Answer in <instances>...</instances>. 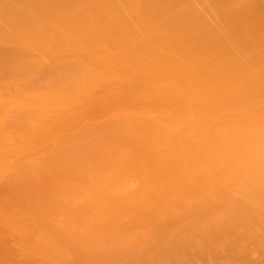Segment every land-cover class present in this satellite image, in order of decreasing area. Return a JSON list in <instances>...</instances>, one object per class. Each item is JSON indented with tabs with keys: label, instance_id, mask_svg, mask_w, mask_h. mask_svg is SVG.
<instances>
[{
	"label": "bare ground",
	"instance_id": "bare-ground-1",
	"mask_svg": "<svg viewBox=\"0 0 264 264\" xmlns=\"http://www.w3.org/2000/svg\"><path fill=\"white\" fill-rule=\"evenodd\" d=\"M0 187L12 261L264 264V0H0Z\"/></svg>",
	"mask_w": 264,
	"mask_h": 264
},
{
	"label": "rangeland",
	"instance_id": "rangeland-1",
	"mask_svg": "<svg viewBox=\"0 0 264 264\" xmlns=\"http://www.w3.org/2000/svg\"><path fill=\"white\" fill-rule=\"evenodd\" d=\"M1 186H2V185H1ZM13 186H16L17 188L19 187V186L14 185V184H13ZM32 186H33V188H34L36 185L34 186V185L32 184ZM2 187H3V186H2ZM8 187H9V186H8ZM16 187H14V188L16 189ZM30 187H31V186H30ZM38 187H39V186H38V183H37V188H38ZM0 188H1V187H0ZM18 189H22V188L19 187ZM18 189H17V190H18ZM36 190H37V189H36ZM36 190H35V189H34V190L31 189L30 192H33V191H36ZM13 191H14V189H13V190H10V188H7V189H5V188H4V189H0V208L4 209V211L8 209V210H7V212H8V211H10L14 206H16V204L11 203L12 200H11V201L9 200V203H11V204H13V205H10V204H8V203H7V204H8V205H7V204L5 203V201H6L5 198H7V197H5V196H6L7 194L13 192ZM18 191H20V190H18ZM18 191H17V192H18ZM20 192H22V190H21ZM20 192H19V193H20ZM37 192H38V190H37ZM14 193H15V192H14ZM19 193H18V194H19ZM33 193H35V192H33ZM33 193H31V194H33ZM37 194H38V193H37ZM15 195H17V194H15ZM15 195H11V194H10V196H15ZM35 195H36V194H34L33 196L36 197V198L38 199V197H37L38 195H37V196H35ZM8 196H9V195H8ZM17 196H18V195H17ZM19 196H21V195H19ZM22 197H23V196H22ZM22 197H21V198H22ZM25 197H26V196H25ZM27 197H30V196H27ZM8 198H9V197H8ZM11 198H12V197H11ZM18 198H19V197H18ZM21 198H20V199H21ZM30 198H32V196H31ZM41 198H42V197H41ZM41 198H40V199H41ZM9 199H10V198H9ZM12 199H14V198H12ZM40 199H39V200H40ZM14 200H15V199H14ZM28 200H29V198H27V202H29ZM32 200H33L32 203H34V200H35V199H32ZM32 200L30 199V202H31ZM16 201H17V200H16ZM16 201H15V202H16ZM19 201H20V200H19ZM23 201H24V200H22V202H23ZM25 201H26V200H25ZM36 201H37V200H35V202H36ZM7 202H8V201H7ZM20 202H21V201H20ZM38 202H39V201H38ZM19 204H20V203H19ZM23 204H24V202H23ZM9 205H10V206H9ZM20 205H21V204H20ZM17 206H18V205H17ZM17 206H16V207H17ZM23 206H24V205H23ZM16 207H15V208H16ZM19 207H21V206H18V209H19ZM9 208H11V209L9 210ZM15 208H14V209H15ZM2 209H0V210H2ZM16 209H17V208H16ZM16 209H15V210H16ZM18 209H17V210H18ZM15 210H14V211H15ZM2 211H3V210H2ZM11 211H13V210H11ZM2 213H3V212H2ZM3 214H4V213H3ZM6 214H7V213H6ZM10 214H11V213H10ZM8 215H9V213H8ZM0 225H1V224H0ZM2 227H3V225H2ZM4 228H5V230H3ZM3 229H1V227H0V264H2L5 260L7 261V259L12 258V257H11V253H12L13 250H14V249H12V250H11L12 252H10V249H11L10 247H12V246H11V243H12V240H14V239H10V238H12L11 235H9V237L11 236L10 238H9L8 236H6V235L9 234L8 231H7L8 234H6V232H5V231L7 230L6 227H3ZM3 231H4L5 233H4ZM5 234H6V235H5ZM215 236H217V234H216ZM215 236H214V238H215ZM13 238H14V236H13ZM15 238H16V237H15ZM214 238H212L210 241H209V239H210V238H209V239H208L209 243H211V241H214V240H213ZM16 239H17V238H16ZM154 239H155L154 242L157 243L156 240L158 241V239H156V237H155ZM215 239H216V238H215ZM208 241L206 242L207 245H208ZM157 244H158V243H157ZM157 244H155V245H157ZM12 245H14V244H12ZM207 245H206V246H207ZM149 246H150V245H149ZM152 246H154L153 243H152L151 247H152ZM206 246H203V248H205V249L208 248V247H206ZM151 247H150V248H151ZM155 247H157V246L152 247V249H155ZM183 247H184V245H183ZM187 247H188V246H187ZM187 247H186V249H184L185 247L182 248V249L184 250L183 252H187V251H190V252H191V251H192V250H189V249L187 250ZM13 248H14V246H13ZM158 248H159V246H158ZM158 248H156L155 250H158ZM188 248H190V247H188ZM145 249H146V248H145ZM147 249H148V248H147ZM152 249H150V250L152 251ZM205 249L203 250V249L200 248V249H199L200 251L198 250L199 254L201 253V250H202V251H203L202 254L205 253L204 255L200 254L201 256H199V254H198V255L195 254V256H199V257L205 256V255H206V251H207V249H206V251H205ZM179 250H180V248H179L177 251L179 252ZM181 251H182V250H180V252H181ZM145 252H147V251H144V253H145ZM148 252H149V251H148ZM180 252H179V253H180ZM183 252H182V253H183ZM190 252H189V254H190ZM198 252H197V253H198ZM14 253H15V252H14ZM154 253H155V252H154ZM187 253H188V252H187ZM187 253H186V254H187ZM193 253H194V251H193ZM214 253H215V252H214ZM155 254H156V253H155ZM155 254H154V257H155ZM157 254H158V253H157ZM175 254H176V253H175ZM177 254H178V253H177ZM180 254H181V253H180ZM184 254H185V253H183V255H184ZM143 255H144V254L140 255V256H141V257H140V260L138 259L139 261H138V260H136V261L142 263L141 260H144V262H145V261H146L145 258H144V259L142 258ZM145 255H146V257H147V256L149 255V253H148V255H147V253H146ZM190 255H192V257L194 256V255L192 254V252H191ZM212 255H214V254H212ZM212 255H211V256H212ZM217 255H219V254L217 253L216 255H214V259H217V258H215ZM12 256H13V255H12ZM14 256H15V255H14ZM149 256H150V258H151V255H149ZM152 256H153V255H152ZM187 256H188V255H186L185 257H187ZM9 257H10V258H9ZM16 257H17V255H16ZM18 257H19V256H18ZM18 257H17V258H18ZM110 257H111V256H110ZM131 257H133V256H131ZM131 257H130L129 259H131ZM134 257H135V256H134ZM138 257H139V256H137V258H138ZM143 257H144V256H143ZM154 257H152V258H154ZM173 257H174V256H173ZM173 257L168 258V260L171 259L172 262H173V261L175 262V258H173ZM189 257L191 258V256H189ZM13 258H14V257H13ZM20 258H22V260H20V259H19V260H15V258H14V261H12V260L10 259L11 262H10V261H7V262H8V263H9V262H10V263L13 262V264H14V262L16 261L15 264H26V262H25L26 260H25V261L23 260L24 257H20ZM115 258H116V257H115ZM172 258H173V260H172ZM178 258H180V256H179ZM181 258L183 259L182 256H181ZM109 259H111V258H109ZM132 259H133V261H134V258H132ZM132 259H131V260H132ZM147 259H148V258H147ZM176 259H177V258H176ZM187 259H189V258H187ZM192 259H193V258H192ZM194 259H195V257H194ZM214 259H213V260H214ZM218 259H219V258H218ZM218 259H217V260H218ZM27 260H28V259H27ZM105 260H106V259H105ZM149 260L152 261V260H154V259H152V260L149 259ZM178 260H179V259H178ZM178 260H177V261H178ZM180 260H181V259H180ZM185 260H186V258H184V261H185ZM189 260H191V259H189ZM202 260H203V258H202ZM211 260H212V258H211ZM217 260H214V261L217 262ZM28 261H29V262H28ZM28 261H27V264H29L31 260H28ZM101 261H102V260H100V262H101ZM108 261H109V260L107 259V262H108ZM111 261L114 262V261H116V260H113V258H112ZM111 261H110V262H111ZM125 261H127V263H128V261H129V260H128V257H127V259H125ZM136 261H134V262H136ZM154 261H155V260H154ZM171 261H170V262H171ZM182 261H183V260H182ZM182 261H179V262H182ZM184 261H183V263H185ZM218 261H219V260H218ZM24 262H25V263H24ZM100 262H99V264H100ZM104 262H106V261H104ZM134 262H133V263H134ZM137 262H136V264H138ZM144 262H143L142 264H145V263L148 262V261H146L145 263H144ZM170 262H168V263L171 264ZM174 262H173V263H174ZM211 262H212V261H211ZM4 263H6V262H4ZM10 263H9V264H10ZM111 263H112V262H111ZM117 263H118V262H117ZM125 263H126V262H125ZM125 263H124V264H125ZM130 263H131V261H130L128 264H130ZM148 263L150 264V262H148ZM176 263H178V262H176ZM217 263H218V262H217ZM94 264H95V262H94ZM101 264H102V263H101ZM104 264H106V263H104ZM131 264H132V263H131ZM134 264H135V263H134ZM139 264H140V263H139ZM146 264H147V263H146ZM151 264H154V263H151ZM164 264H166V263H164ZM179 264H180V263H179ZM214 264H216V263L214 262ZM249 264H251V263L249 262Z\"/></svg>",
	"mask_w": 264,
	"mask_h": 264
}]
</instances>
